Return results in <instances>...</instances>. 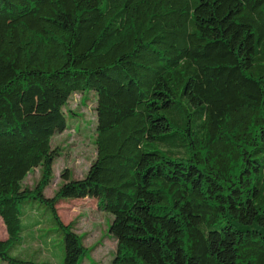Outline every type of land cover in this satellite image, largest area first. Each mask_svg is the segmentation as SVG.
Here are the masks:
<instances>
[{"label": "trees", "instance_id": "16d2710c", "mask_svg": "<svg viewBox=\"0 0 264 264\" xmlns=\"http://www.w3.org/2000/svg\"><path fill=\"white\" fill-rule=\"evenodd\" d=\"M85 90L95 157L44 196ZM79 198L111 215L110 264H264V0H0V262L49 264L11 254L37 203L81 264L56 208Z\"/></svg>", "mask_w": 264, "mask_h": 264}, {"label": "rangeland", "instance_id": "374dc122", "mask_svg": "<svg viewBox=\"0 0 264 264\" xmlns=\"http://www.w3.org/2000/svg\"><path fill=\"white\" fill-rule=\"evenodd\" d=\"M94 105V93L85 90L72 93L62 107L66 127L50 139V147L57 149V155L52 164L51 180L43 189L44 196H51L62 183L63 170L67 171L68 179H80L93 161ZM39 175V169L35 168L26 175L22 185L32 188ZM35 206V212L28 214L26 210V215L21 218L24 225L22 245L13 249L11 254L38 263L62 264V236L56 230L49 211L37 203ZM56 208L61 221L70 223L75 233L81 236L86 248L81 264H110L115 252V241L107 232L111 215L98 209L96 201L91 198L60 200ZM34 219L36 226L33 228L31 223L35 222ZM5 237V228L0 220V240Z\"/></svg>", "mask_w": 264, "mask_h": 264}]
</instances>
